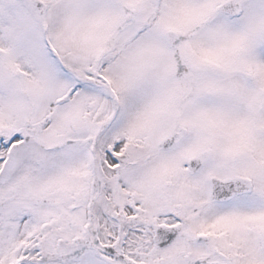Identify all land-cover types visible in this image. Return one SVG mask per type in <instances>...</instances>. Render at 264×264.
Instances as JSON below:
<instances>
[{"label":"snow or ice","instance_id":"obj_1","mask_svg":"<svg viewBox=\"0 0 264 264\" xmlns=\"http://www.w3.org/2000/svg\"><path fill=\"white\" fill-rule=\"evenodd\" d=\"M0 264H264V0H0Z\"/></svg>","mask_w":264,"mask_h":264}]
</instances>
